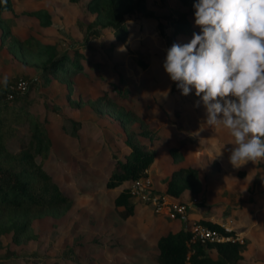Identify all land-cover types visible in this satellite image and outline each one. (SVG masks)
Here are the masks:
<instances>
[{"label":"rangeland","instance_id":"374dc122","mask_svg":"<svg viewBox=\"0 0 264 264\" xmlns=\"http://www.w3.org/2000/svg\"><path fill=\"white\" fill-rule=\"evenodd\" d=\"M10 1L11 9L2 16L16 37L32 36L33 40L53 44L58 50L80 46L87 58L81 59L85 72L55 75L46 81L40 76L35 54L20 57L1 44L3 24L0 23V87L18 90V82L27 81L26 89L19 90L28 99L24 107L40 119L47 118L51 138L43 166L73 198L65 214L47 215L31 222L34 238H14L12 232L1 234L0 264H157L158 249L152 239L163 233L155 217L158 211L151 207L155 215L143 212L140 206L144 203L134 196L132 201H137L139 208L133 213L112 203L119 188L107 186V179L114 157H123L128 145L126 129L116 113L110 111L106 94L108 79L118 81L130 92L123 99L113 97L114 101L134 110L145 123L158 127V136L153 141L139 137L157 152L153 163L157 169L148 175L154 190L163 184L166 172L160 173L159 169L163 164L170 165V147L180 144L183 135V144L191 146V157L196 158L209 146L220 153L224 145L222 156H229L227 149L232 147L229 143L233 137L227 129L222 128V136L216 137L204 131L197 136L191 134L195 133L194 127L205 108L202 103L196 106L200 98L195 95V89L187 96L173 91L163 68L166 49L173 43H188L193 37L189 31L176 32L168 17L178 18L186 12L187 2L147 0L150 13L135 14L127 20L126 40L120 41L110 30L101 29V35H94L88 45L85 36L96 16L87 7L88 0ZM47 20L49 24H44ZM190 21V30L199 33L195 18L190 17ZM33 79L37 81L35 85H31ZM11 97L9 103H15ZM15 127L16 134L7 141L12 151H18L30 135L29 121ZM131 128H140V123H134ZM37 159H40L38 155ZM248 164L249 171L256 168L257 173L249 183L264 190V159ZM212 166L218 169L219 163L212 162ZM227 169L228 173L215 188L214 175L204 173L206 188L196 195V209L219 211L222 207L223 215L229 205H238L241 178L246 170L231 163ZM242 182L244 187L245 181ZM210 252L217 256L214 250ZM253 263L264 264V259Z\"/></svg>","mask_w":264,"mask_h":264},{"label":"trees","instance_id":"16d2710c","mask_svg":"<svg viewBox=\"0 0 264 264\" xmlns=\"http://www.w3.org/2000/svg\"><path fill=\"white\" fill-rule=\"evenodd\" d=\"M185 2L188 4L186 12L178 18L168 17L175 24L176 32L189 31L193 34L195 32L190 30L189 26L190 17L195 18L193 4L196 0ZM11 7L10 0H0L2 45L20 57L35 54L34 60L39 67L40 76L46 81L55 75L85 72L81 59L87 56L80 46L58 50L53 44L33 40L32 36L20 39L12 34L2 16V13ZM87 7L96 13L95 18L89 23V32L85 36L84 42L87 44L94 35H101V29L110 30L118 40L124 41L128 37L127 20L135 14L150 13L147 0H88ZM44 24H49V20ZM99 77L103 78L102 74H99ZM108 80L111 88H107L106 96L109 98L110 111H114L121 119L126 129L125 142L128 145L123 157H114L107 180V186L112 188L125 180L131 182L147 175V169L155 159L156 150L149 142L142 141L139 137H147L153 141L158 136L159 129L145 123L134 110L116 103L113 97L123 99L128 97L130 91L118 81ZM36 83L37 81L33 79L31 85ZM171 89L181 92L173 81ZM9 94L15 103H9ZM19 99H22L21 104H17ZM26 101L28 99L25 92L0 87V235L12 232L14 238H34L36 234L32 232L31 226L34 219L47 215L59 217L71 208L73 202L72 196L59 187L43 166V160L51 144L46 126L47 118L40 119L39 116L30 114L23 104ZM23 121H29V138L18 151H12L7 141L16 134L15 124ZM136 122L140 123V128H131ZM170 152L175 160L181 158L179 148L171 147ZM37 155L40 157L39 160ZM186 189L192 194L199 193L202 190V182L195 167L180 165L170 174L165 190L168 195L178 199ZM113 203L115 206H123L130 213L136 209V202L132 201L129 186H124L115 195ZM203 223L219 227L217 223L208 221ZM190 236V229L185 227L176 231L168 230L160 235L156 240L157 264H237L242 258L244 243L232 241L190 243ZM210 249L217 251V258L210 255Z\"/></svg>","mask_w":264,"mask_h":264},{"label":"clouds","instance_id":"9594fccd","mask_svg":"<svg viewBox=\"0 0 264 264\" xmlns=\"http://www.w3.org/2000/svg\"><path fill=\"white\" fill-rule=\"evenodd\" d=\"M193 7L200 32L167 48L163 68L182 95L195 89L206 125L229 131L234 167L264 159V0H196Z\"/></svg>","mask_w":264,"mask_h":264},{"label":"crops","instance_id":"0c3cea01","mask_svg":"<svg viewBox=\"0 0 264 264\" xmlns=\"http://www.w3.org/2000/svg\"><path fill=\"white\" fill-rule=\"evenodd\" d=\"M194 128H196L195 133H191L194 136L199 135L201 131H204V133L208 134L211 137H216L218 134L219 136H222L221 132H222L223 127L221 126L210 127L206 125L205 112H203L201 116V120L196 122V125ZM184 137L185 135L180 137V139H182L180 144H174L171 146V147L179 148L180 153H181V158L175 160L170 152V155H171L170 165L163 164L162 167H160L161 169H159L160 173L166 172L165 174H163V177H162L164 180L163 184L160 189L158 188L156 189L157 191L156 190L155 191L157 193H163L167 195L169 199L173 198L166 193L165 189H166L167 180L170 174L172 173L173 170L178 168L180 165H191L198 170L199 177L202 182V190L199 193L192 194L189 189H186L181 193L178 199L174 198L178 201L185 202L187 204L190 203L187 206V210L185 211L186 213L177 214V216L175 217H170L168 214L166 215L165 213L167 212L165 211L156 212V215H155L151 209L152 206L144 202H143L144 203L143 206H140L141 210L143 209V212L145 211V212L152 213L153 215H155L156 219L158 220L157 225H159V223L162 225V227H159L163 232L162 234L166 233L168 230L176 231L183 227L189 228L191 223L194 221H200V222L208 221V222L217 223V224L219 222H225L228 226L232 227L233 229L232 231L234 233L240 234L244 238L243 243L245 242L247 243L245 249L241 251L242 258L239 260L237 264H249V263L252 264L253 260H256V262H258L264 259V190L260 191L261 189L259 190L258 187H256L255 185L254 187L252 183H249L252 179V175L254 174L255 176L257 174L255 170L256 168L255 169L252 168V170L254 171H249V168H247V165H249L248 162L241 165V167L246 170V173L244 175L245 177L243 179L241 178L242 181H245V185L243 187V184H242L243 182L241 181V185H240L241 190L239 191L237 206L232 207L231 205H229V209L224 210L225 214L223 215L221 214V212H223L222 207L220 208L219 211L217 210L208 211L206 210V207L201 208V209H196L197 204L192 203L191 199L193 197H196V195L201 194L203 190L206 188L205 187L206 183L204 182L203 176L206 173H210L214 175V178L217 181V184L216 185L213 184V187L214 188L218 187L219 183H221L220 181H222L225 174L228 173L227 166L229 165L230 162H229V156L225 157V156L220 155L219 152L213 148L214 146L206 147L203 150V152L196 158L191 157L189 153L191 151V146L190 144H186V143L183 144ZM156 155H157V152H156ZM210 159H213V160H210ZM155 160H156V156H155L154 161ZM154 161L151 163V165L147 169V175L149 176L154 174L157 169L154 166L155 164H153ZM212 162L219 163L218 169H213ZM253 180H255V177L253 178ZM130 183L131 182L129 180H125L121 184L115 187H112V188H119L118 190L119 192L124 186H129ZM154 186L155 185H153V187ZM189 195H193V196H191V198L189 197V199H186ZM119 207H123V206H119ZM137 208H139V206L136 203L135 211L137 210ZM147 215L149 216V214ZM160 235L152 239L156 247H157L156 240L158 239ZM211 250H214L217 256H213L211 252H210V255L213 258H217L218 257L217 251L215 249H210V251ZM228 264H231V263H228Z\"/></svg>","mask_w":264,"mask_h":264},{"label":"built area","instance_id":"2783aa9c","mask_svg":"<svg viewBox=\"0 0 264 264\" xmlns=\"http://www.w3.org/2000/svg\"><path fill=\"white\" fill-rule=\"evenodd\" d=\"M27 87L26 80H20L16 86L19 91H24ZM11 90H16L11 88ZM11 97V94H9ZM129 192L132 196L138 200L151 205L156 211L167 212L171 217L177 216V214H184L187 204L181 201H174L169 199L167 195L163 193H157L152 184V180L148 175L138 177L131 181L129 184ZM197 197L192 198V203H196ZM219 227H213L200 221H194L189 226L191 236L189 242H223L232 241L243 243L244 239L240 234L234 233L231 226H228L225 222H219ZM190 264V263H187Z\"/></svg>","mask_w":264,"mask_h":264}]
</instances>
